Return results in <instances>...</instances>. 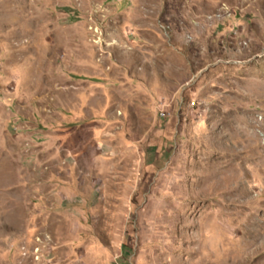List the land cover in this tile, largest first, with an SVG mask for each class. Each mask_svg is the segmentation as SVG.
<instances>
[{
  "label": "rangeland",
  "instance_id": "rangeland-1",
  "mask_svg": "<svg viewBox=\"0 0 264 264\" xmlns=\"http://www.w3.org/2000/svg\"><path fill=\"white\" fill-rule=\"evenodd\" d=\"M0 264H264V0H0Z\"/></svg>",
  "mask_w": 264,
  "mask_h": 264
}]
</instances>
